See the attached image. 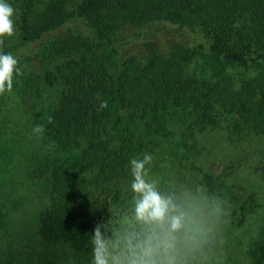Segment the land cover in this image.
I'll list each match as a JSON object with an SVG mask.
<instances>
[{"label":"trees","instance_id":"obj_1","mask_svg":"<svg viewBox=\"0 0 264 264\" xmlns=\"http://www.w3.org/2000/svg\"><path fill=\"white\" fill-rule=\"evenodd\" d=\"M75 19L90 30L31 49ZM160 24L183 31L181 39L136 40ZM27 49L31 57L21 54ZM200 59L203 75L188 76ZM236 68L248 74L235 79ZM11 89L30 96L44 141L29 167L48 199L38 235L90 253L95 234L128 210L125 182L151 161L175 159L180 146L216 130L232 142L264 137V0H0V107ZM262 163L264 175V155ZM203 186L234 224L262 207L227 176L207 173ZM21 208L12 195L0 196V232ZM15 243L0 247V264L18 263ZM249 256L264 264V224ZM130 263L125 253L117 264Z\"/></svg>","mask_w":264,"mask_h":264},{"label":"rangeland","instance_id":"obj_2","mask_svg":"<svg viewBox=\"0 0 264 264\" xmlns=\"http://www.w3.org/2000/svg\"><path fill=\"white\" fill-rule=\"evenodd\" d=\"M89 30L85 21L75 19L32 44L31 49L69 32ZM144 31L146 35L137 41L149 39L167 45L180 40L183 32L161 24ZM31 49L21 54L31 57ZM202 62L200 59L188 65L187 75L201 77ZM230 71L235 79L248 74L240 68ZM50 92L42 98L46 104ZM31 101L24 91L11 89L0 107V196L10 194L22 204L3 230L6 233L0 232V247L8 249L6 245L15 240L23 241L24 252L15 243L22 252H18L17 264H117L125 253L131 256L130 264L251 263L249 253L264 224V137L232 142L225 130H216L189 140L192 148L180 146L175 159L151 161L137 181L125 182L130 195L125 215L95 234V250L80 253L66 248L68 245L42 242L37 232L36 219L48 199L45 185L30 177L31 154H40L44 143L33 126ZM207 173L227 176L239 194L255 195L262 207L234 224L222 201L205 194L203 179ZM140 229L149 231L146 237L138 236Z\"/></svg>","mask_w":264,"mask_h":264}]
</instances>
